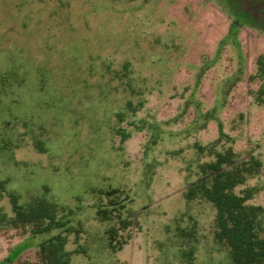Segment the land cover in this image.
<instances>
[{
    "label": "rangeland",
    "instance_id": "1",
    "mask_svg": "<svg viewBox=\"0 0 264 264\" xmlns=\"http://www.w3.org/2000/svg\"><path fill=\"white\" fill-rule=\"evenodd\" d=\"M235 14L217 0H0V217L11 195L45 198L70 228L0 224V264H39L57 234L71 264H230L215 209L187 188L231 147L260 161L234 191L264 208V26L232 31Z\"/></svg>",
    "mask_w": 264,
    "mask_h": 264
},
{
    "label": "trees",
    "instance_id": "2",
    "mask_svg": "<svg viewBox=\"0 0 264 264\" xmlns=\"http://www.w3.org/2000/svg\"><path fill=\"white\" fill-rule=\"evenodd\" d=\"M258 73L264 74L262 59L259 60ZM257 101L263 103L262 97L257 98ZM126 137L123 135V140ZM221 137L225 135L221 133ZM212 151L214 161L199 166L202 177L187 188V198L189 201L205 200L215 209L214 238L218 244L228 249L230 264H264V208L247 204L256 193L254 188L245 189L240 195L234 191L249 178L259 174L261 163L254 157L236 160L231 147L224 152H214L213 148ZM0 189H3L2 183ZM10 199L13 203V217L8 219L2 214L1 225L7 223L13 228L32 226V233L35 235L57 229L63 230L65 234L70 232L67 220L58 218L59 207L56 203L38 198L27 206H19L14 195ZM113 211L98 208L97 216L101 221H107L113 216ZM118 224L122 230H126L131 222L121 218ZM106 233L111 246L117 229L112 227ZM66 244L67 236L62 234L41 243L37 254L39 264H71V253L65 251ZM120 249L121 244H118L116 250Z\"/></svg>",
    "mask_w": 264,
    "mask_h": 264
},
{
    "label": "flooded vegetation",
    "instance_id": "3",
    "mask_svg": "<svg viewBox=\"0 0 264 264\" xmlns=\"http://www.w3.org/2000/svg\"><path fill=\"white\" fill-rule=\"evenodd\" d=\"M229 3L236 14L231 18V30L236 31L245 27L260 24L264 26V3L259 0H217Z\"/></svg>",
    "mask_w": 264,
    "mask_h": 264
}]
</instances>
